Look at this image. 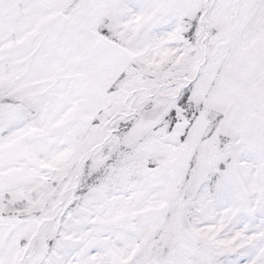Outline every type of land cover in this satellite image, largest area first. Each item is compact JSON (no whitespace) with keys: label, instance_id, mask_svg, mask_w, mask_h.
Wrapping results in <instances>:
<instances>
[{"label":"snow or ice","instance_id":"snow-or-ice-1","mask_svg":"<svg viewBox=\"0 0 264 264\" xmlns=\"http://www.w3.org/2000/svg\"><path fill=\"white\" fill-rule=\"evenodd\" d=\"M0 264H264V0H0Z\"/></svg>","mask_w":264,"mask_h":264}]
</instances>
